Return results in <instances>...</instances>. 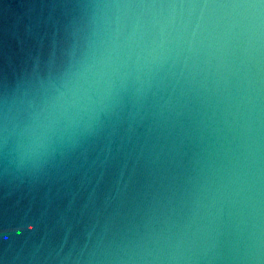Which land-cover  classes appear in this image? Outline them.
<instances>
[{
  "label": "clouds",
  "instance_id": "obj_1",
  "mask_svg": "<svg viewBox=\"0 0 264 264\" xmlns=\"http://www.w3.org/2000/svg\"><path fill=\"white\" fill-rule=\"evenodd\" d=\"M121 116L184 160L88 264H264V0H83L56 69L0 93V162L39 171Z\"/></svg>",
  "mask_w": 264,
  "mask_h": 264
},
{
  "label": "water",
  "instance_id": "obj_2",
  "mask_svg": "<svg viewBox=\"0 0 264 264\" xmlns=\"http://www.w3.org/2000/svg\"><path fill=\"white\" fill-rule=\"evenodd\" d=\"M82 2L0 0V93L56 69ZM183 160L147 124L121 116L39 171L0 162V264H88L97 238L137 223Z\"/></svg>",
  "mask_w": 264,
  "mask_h": 264
}]
</instances>
